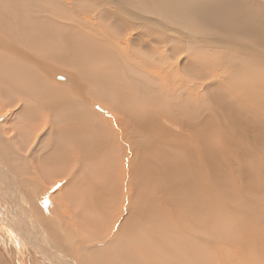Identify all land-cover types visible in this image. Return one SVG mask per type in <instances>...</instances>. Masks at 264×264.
Here are the masks:
<instances>
[{
	"label": "bare ground",
	"instance_id": "1",
	"mask_svg": "<svg viewBox=\"0 0 264 264\" xmlns=\"http://www.w3.org/2000/svg\"><path fill=\"white\" fill-rule=\"evenodd\" d=\"M214 1L217 0H118L117 3L124 7L119 4L115 5L117 8L119 7L121 10L120 12H124V14L126 12L124 10L132 8L135 12L137 11V13L142 12L145 15L150 14L155 17L158 15L161 17V20L167 22L179 23L183 20L186 24L193 25L192 23H195L194 25L203 27L204 24L217 26L222 24V22L216 20L223 19L222 17L226 13L218 14L213 18H207L206 16H202V14L198 16L199 8L202 11V8H205L206 5L210 6L211 2ZM225 2L226 1H224V3ZM200 3L202 4V8L200 7ZM194 4L198 6V9L194 7ZM85 5L87 6V3ZM63 7L65 6L59 0H0V26L6 28L7 33L14 39L15 43V45H12L6 38L0 35V104L1 106H17L19 110L18 116L21 117V121L28 122L30 120L34 121V124L41 121L44 124L43 132H46L48 140L44 156L43 158L41 157L42 163H44L45 166L44 169L37 158L33 159L35 154L32 151L31 157L27 155L32 167V174L29 175H35L36 178L40 180L42 192L46 188L45 185L47 183L50 182L51 185L52 178L60 177L63 179L64 175L59 171L71 163V160L68 161L69 154H76V158L75 160L73 159L72 162H74L73 164L75 167L79 166L78 169L80 171L85 170L86 174L91 171L97 173V170L101 168L102 171L104 169L105 172V168H108V165H92L98 159L97 157L103 159V161H109L110 159L109 156H106L109 151L107 145H109L108 140H110V138L107 136L105 137L104 134L101 133L103 127L107 129L104 121L97 117L98 114L96 112L90 111V109L83 104H79L78 107L65 104L68 100V96L74 91L79 92L81 86L72 83L63 92L61 90L59 91V89H55V86L54 88L50 87L49 85H51L50 83L52 82L49 76L54 73V68L44 65L42 62L43 60H35L29 53L21 52L23 49L39 56V58L42 57L54 63L73 66L83 75L84 73L82 72L84 69L82 68V61L85 63V65H83L85 69L87 67L91 69L96 65L97 67L100 66V63L95 64L98 62V59H95L97 61L94 60L95 56L89 57L91 53H95L97 49L93 50L90 46L91 44L89 45L85 41H79L77 32L81 30L76 32L78 24H76L75 19L66 13L68 9L66 8L65 11ZM224 7L225 5L222 9H224ZM89 8L91 11V7ZM94 8H96V5ZM91 12H93V10ZM60 13L61 16L58 17ZM236 13L234 14L236 15ZM128 14L129 13L126 15ZM69 16L70 18H68ZM96 16L97 20L101 21L102 16ZM255 16L254 10L247 7V10H244V12H242V10L240 11L237 18L240 17V21L242 22L246 17L255 20ZM251 22V25L246 23L249 29H243L241 33L238 31L235 32L242 35L245 34L250 30L253 20ZM75 24L77 25L76 27ZM89 39L88 37V40ZM240 39L243 41L242 38ZM91 40L93 39L91 38L90 41ZM175 46L177 45L175 44ZM205 46L206 45H204L203 48L201 45L200 48L195 46L196 51L194 52V56L189 54L188 50H185L187 54L185 56L192 58L194 61V57H201V55L205 56L207 62L209 60V62L219 67L225 73V76L223 75L224 79H220L221 84L222 82H227L228 84H224L230 87L227 86V90H223L221 94L217 92V96H214L213 92L207 90L206 87L204 91L203 89L201 90L203 91L202 97L204 96L205 101L208 102L207 106H205L206 114L203 116V120H194L190 116H193L191 110L197 104L199 106L203 103L202 101H204V99L197 103H193L191 100L188 102H185L186 100L181 101L180 97L174 94L175 91L172 90V93L167 94L164 105L169 107L171 112L177 111L178 114L181 113L185 116L178 115V117H176L171 112H165L166 116L160 118L164 119L169 126V123L172 124L171 126L179 124L182 135L179 136L178 133V135H168L169 130H164L156 120L155 126L158 127V137L156 136L157 143L151 141L153 146L150 147V150H156V174L153 177L154 182L157 180V184L154 183L156 196L160 199L171 198L179 200L178 202L180 205L175 204L180 216L178 219V226L173 225L162 217H155V221L152 222L149 220L152 218L150 216L151 214L148 216H140L137 213V211L141 214L144 213V203L141 202L140 176L131 166L126 167L128 164L131 165L133 161L132 153L127 151V153L131 155L129 163H125L123 167L121 165V173L128 176L123 178L124 181L126 180V188L124 181H122L120 186L118 184V186L121 187V191H127V187L129 190L135 187L137 191H140H138L136 195L131 192L128 193V198L131 195L132 201H129V208H127V219H124L123 226L120 227L121 239L117 237L119 240L115 239V245L112 244L113 246L106 247V253L104 248L93 249L92 252L89 253V256H92L93 264H238L235 263L238 262V259L239 264H264V62H261L259 58L257 59L258 61L253 60L255 57L250 54H244V50L239 49L238 51H240L242 55L238 56L233 51L234 48L224 49L218 46L217 48L211 46L210 49H212V51L209 52L205 51ZM173 50H176L175 54L172 53L174 57L180 56L179 54L183 55L184 48H181L180 52H178L176 48H173ZM202 52L205 53V55L199 54ZM214 52L220 53L218 62H214L210 58V55H213ZM18 55L23 56V58ZM87 59H91V61L87 62ZM181 62V64L184 63L183 61ZM198 64L204 65V61H202V63L198 62ZM171 66L172 64L167 66L169 70ZM173 67L176 69L180 68L178 65H173ZM181 67L183 69H192L196 67V65L190 61L183 64ZM108 68L113 70L111 67ZM174 71L173 69V72ZM94 72L95 75L98 74L96 69ZM87 73H89L88 70ZM87 73L83 77H86ZM54 74H52V79L54 76V79L60 81L66 80L61 74L57 72L55 75ZM173 75L176 77L177 73H173ZM203 75L206 79L208 78V81L212 79L211 76L208 77L204 71ZM94 80H88V82L91 83L89 85V91L93 94H97L96 92H98L101 94V97L102 95H108V91H104L103 89L97 90L98 88L95 90L94 87H90L92 84L97 86V80H95L96 82H94ZM177 80L181 82V84L185 83L183 76H180ZM44 81L49 82L48 86ZM144 85H146L145 82ZM123 88L110 90L111 93L109 94L115 98V93H121L122 101L118 106L122 108L121 110L125 115V119H122L120 124L128 132L137 134L139 128L142 129V126L140 127L139 125L140 121L137 119L139 116V108L131 109L127 107L124 102L127 95H125L126 97L124 96ZM163 89L162 87L161 91ZM161 91L156 93L158 98ZM176 93H178V91ZM97 95L101 98L99 94ZM17 101H20V104L17 105ZM125 106L127 108H125ZM117 110H119V108L115 107L116 112ZM188 114H190V116H188ZM40 115L45 118L44 122ZM37 117L40 119H37ZM197 118L199 117H196V119ZM151 123L153 124V121ZM24 128L26 129V126H24ZM35 128L37 130V127ZM201 128L202 130H200ZM1 132L4 133L3 136H6L7 144L16 147L17 154L23 152L24 149L21 147L26 146V144L17 145V141L21 139L20 136L22 133L19 134L16 139V135L14 134L7 137L4 130ZM150 132H152V130L147 133L152 135L154 131L152 133ZM164 133L165 135L167 133L169 142L180 141L179 145L175 146L174 143L173 145L169 144V146H166V137ZM98 136L102 137L103 141L99 142L97 140ZM28 139L30 140V137ZM23 140L24 139H22V142L25 141ZM29 143L30 142H28V146H30ZM17 154L16 156L13 155L8 160L11 159L13 162L12 164L15 165V167L17 166L18 169L20 168L24 174L25 171L29 170L30 166H27V164L20 166L23 157L20 159ZM102 154H104V158L101 156ZM135 156L136 158L141 156L140 152H136ZM16 157L18 160H16ZM229 159L232 162L229 161ZM16 162L20 163L16 165ZM61 164H63V166ZM13 165H11L12 168ZM40 166L42 168H40ZM87 166H89V168ZM15 167L13 169H15ZM203 167L205 168L204 171L201 170L198 173L192 171L193 169L199 170ZM47 169L52 170L54 173L49 175ZM18 174L20 175L21 173L19 172L17 175ZM106 177L108 178H105V180L109 179V176L106 175ZM200 177L204 181L207 180L210 182V186L214 185L213 187H215V190L207 184L201 183L200 185L198 183ZM93 179L95 178L93 177ZM109 182L112 181L110 180ZM229 182H233L237 185L232 191L233 195L228 190L227 184ZM231 187L232 186H230V188ZM29 188L31 190V198H35L36 196L33 194L34 186L31 185ZM83 190L86 191L87 189ZM15 192L16 191H14V193ZM17 194L16 192V196L18 197ZM17 199L18 198L15 199V203L19 202V199ZM204 199L207 201H214L212 205L217 209L216 211L214 208L216 215H213L214 218L212 216L211 220L208 218L206 208L202 207L205 203L203 201ZM122 201L125 202L127 200L122 198ZM156 201L157 199H152L148 206L156 204ZM202 203L203 205L201 206ZM188 204H191L192 208ZM134 205H136V207H133ZM37 206L42 207L44 209L43 211L46 213L52 210V208L49 209L43 203L39 202V200H37ZM78 207H80V205ZM20 218L21 217H19V220L21 221L22 218ZM12 223L14 224V222ZM15 224L16 236L8 235V244L11 245L12 243L16 246V249L18 247L20 248L19 253L17 250L13 251L19 254L17 258H19V261L23 264H77L61 252L55 245L49 244L50 241L44 240L39 233V236L36 235L38 237H31L28 234L22 235L20 232L24 228L17 231L16 229L19 227V224L17 221ZM22 224L23 221L20 225ZM2 225H4V223ZM54 227L58 228L56 226ZM224 242L238 244V247L241 248L239 249L240 254H238V259H233L234 261H232L231 257L223 255L224 253L217 252V249L221 247L217 245ZM216 246L218 248H216ZM146 247H150V249ZM82 249L88 253L87 247H83ZM68 252H70L69 249ZM28 253L30 256L29 263H27L28 260L26 261L27 257H29L27 255ZM0 256L3 255L0 253ZM43 257L46 259H42ZM83 259H87V254H84Z\"/></svg>",
	"mask_w": 264,
	"mask_h": 264
},
{
	"label": "rangeland",
	"instance_id": "2",
	"mask_svg": "<svg viewBox=\"0 0 264 264\" xmlns=\"http://www.w3.org/2000/svg\"><path fill=\"white\" fill-rule=\"evenodd\" d=\"M59 1L62 2V4L65 6L63 7L65 11L66 8L68 9L66 13L69 14L73 19H75L76 24H78L77 28L79 29L76 28V32L81 30L80 32H77L79 41H85L89 45L91 44L90 46L93 50L97 49L95 53H91L89 57L91 58L92 56H95L94 60L98 59V62L95 64L100 63L99 65L101 67H97V65L93 66L91 69L87 67L86 69L89 72L87 73V70L83 66L85 65V63L82 61V68L84 69L82 73H84V75H86L87 73V76L83 77L84 75L81 74V72L75 69L73 66L56 62L54 63L51 60H46L42 57L39 58V56H36L31 52H27L23 49L21 50L19 47L17 48H19L23 53H29L37 61H39V59L40 61L43 60L42 62L44 63V65L51 66L54 68L52 69L54 70L53 72L55 74L57 72L58 74H61V76H64L66 78V80L60 81L54 79L53 76L52 79V74H54L52 73L49 76V79L52 82L50 83L51 85H49L50 87L54 88L55 86V89H59V91L61 90L63 92L72 83H76L77 85L81 86V90L79 92L74 91L70 96H68V100L65 102V104L73 105L76 107H78L79 104H83L85 107L90 109V111L96 112L98 114L97 117L100 120L104 121L107 129L103 127L101 133H103L105 137L107 136L110 138V140H108L109 145H107L109 147V151L107 152L108 154H106V156H109L110 162L108 160L103 161V159L97 157L98 159L92 165H108V168H105V172L104 169L102 171V168L100 167L101 169H98L97 173L91 171L86 174L85 170L80 171L78 169L79 166H74V162H72V160H75L76 154H69L70 156L68 158V161L71 160V163L69 165H66L64 169L62 168L59 171L60 173L62 172V174L64 175L63 179H61L60 177L52 178L51 185L50 182L47 183L45 185L46 188L42 192L40 180H38L34 174L33 175L35 177L29 175L32 174V167L28 158L32 156L33 152L35 154L33 159L37 158L40 165L44 169L45 166L44 163H42L41 157L43 158L44 156L45 147L48 141L46 132H43L44 124L41 121H39L40 124L39 122L34 124L35 122L30 120L28 122L21 121V117L18 116L19 110L17 106H1L0 104V115H2L0 116V225L2 226V228L0 226V253L3 255L0 256L1 264H23L19 261V258H17L19 256L18 253L20 252V248L18 247L16 249V246L13 245L10 240L9 242L11 243V245L8 244V235H13L14 237L16 236L14 227V225H16V221L18 222L20 227L16 229L17 231H20L24 228L20 232L22 235L28 234L31 237H38L40 234L44 238V240H47L48 242L50 241L49 244H53V246L55 245L61 252H63L77 264H93L92 256H89V253L92 252L93 249L104 248L106 253V247L108 248L110 246H113L112 244L115 245V239H121L120 227L123 226L122 224L124 223V219L128 215L127 208H129V201H132V196L130 195L128 198V193L131 192L132 194L136 195L138 194V191H140H137L135 187L132 190H129L127 187V191H121V187H119L122 181H124L123 178L127 176L121 173V165L123 167L125 163H129V160L131 158V155L128 154L127 151L129 153H132L133 161L131 165L128 164L126 165V167L131 166L134 171L137 172L140 176L141 202L144 203V213L141 214L138 211L137 213L140 216H148L151 214L150 216L152 218L149 220H151L152 222L155 221V217H162L164 219H167L173 225L178 226L177 224L179 223L178 219L180 216L175 204L180 205L178 202L179 200L171 198L160 199L156 196V189L154 183L157 184V180H155L154 182L153 178L156 174V150H150V147L153 146L151 141H155L157 143L156 136L158 137V127L155 126L156 122L158 121V123L160 124V126H162L164 130H169L168 135L179 134V136H181L182 131L181 129H179V124H177L176 126H171L172 124L169 123V126L167 125L168 123H166L164 119L160 118L166 116L165 112H171L170 108L164 105V101L167 99V94L172 93L173 90L175 91L174 94L178 95L181 101L186 100L185 102L191 100V102L193 101V103H197L200 100L204 99V101H202L203 103L200 102L201 104L199 106L197 104L191 110L193 116H190V114H188V116L192 117V119L194 120H203V116H205L206 114L205 106H207L208 103L205 101V97H202L204 88L206 87L207 90L213 92L214 96H217L218 93L221 94L223 90H227L226 87L228 86L225 85L228 84L227 82H224L225 84L223 82L221 84L220 82V79H224L225 73L219 67L214 66L211 62H209V60L208 63L206 57L201 55H205V53H199L201 57H194V61L192 60V58L185 56L187 55L185 53V50H188V53L194 56V52L196 51L195 46H197V48H200L201 45V47L203 48V46L206 45L205 51L209 52L212 51V49H210L211 46L216 48L218 46L224 49L234 48L233 51L238 56L242 55L241 52L238 51L240 49L244 50V54H250L251 56L253 55L255 57L253 58V60L258 61L257 59L259 58L261 62H264V0H222L223 2L221 0H217L211 2L210 6L206 5L205 8L209 7L207 9L202 8V4L200 3L202 11L200 10V8L198 9V6L194 4L195 6H193L199 11L198 16L202 14V16H206L207 18H213L218 14H227L222 17L223 19L216 20L222 22V24H220L219 26L212 24H204L203 27L199 25H194L195 23H192L193 25L186 24L183 22V20L179 23L167 22L165 20H161V17L158 15H156L155 17L150 14L145 15L142 12L137 13V11L135 12V10L132 8L124 10L126 11L124 14V12L121 13L119 7L117 8V6L115 5L119 4L117 3L118 0H82L84 5L81 0ZM224 1L226 2L224 3ZM85 2L87 3V6L85 5ZM95 5L96 8H94ZM224 5V9H222ZM89 7H91V11L93 10V12L90 11ZM247 7L253 9L254 14L256 16L254 17L255 20L252 19L253 24L250 27V30H248V32L242 35L239 33H241L243 29H249L246 23H248L249 25L250 23H252V20L250 17H246L243 20L244 22H241V18H237V15H239L241 10L242 12H244V10H247ZM127 13L129 14L126 15ZM234 13H236V15ZM208 14L212 16H209ZM96 15L102 16L101 21L97 20ZM59 16H61V13L58 15V17ZM70 16L68 18H70ZM76 24L75 27L77 26ZM79 25L81 26V29ZM235 31H238L239 33ZM0 35L6 38V40L12 45H15L14 39L10 37V35L7 33L6 28L0 26ZM88 37L90 39L92 38L93 40H88ZM240 38H242L243 41ZM175 44L177 46H175ZM173 48H176L178 52L181 51V48H184L183 55L179 54L180 56L174 57L173 54L176 53V50H173ZM219 54L220 53L218 52H214L213 55H210L211 60L214 62H218V57L220 56ZM18 56L23 58V56ZM90 61L91 59H87V62ZM181 61L184 62L183 64L192 61V63H194L196 67H193L192 69H183L181 67L183 65L181 64ZM202 61H204V65L198 64V62L202 63ZM171 64L172 66L169 70L167 66ZM173 65H178L180 68L176 69L175 67H173ZM108 67H111L113 70H110ZM172 68L175 70L174 72ZM95 69L98 71L99 75H95ZM203 71L208 77L211 76L212 79H209L208 81V78L206 79L203 75ZM173 73H177L176 77L173 75ZM180 76H183L185 80L184 84H181V82L177 80V78H179ZM91 79L92 81L94 79L97 80V82L94 80L97 86H94L92 84V86L90 87H94L95 90L96 88H98L97 90L103 89L104 91H108L109 96L106 94L107 97L106 95H102L101 97V94L96 92L100 95L101 98H99L97 94H93L92 92H90L89 85L91 83H89L88 80L90 81ZM45 81L44 83L48 86L49 82ZM144 82L146 85H144ZM162 87L164 89L161 91ZM117 88H123L124 96L127 95V97L125 96L126 99L124 102L126 103L128 108H139V116L137 119L140 121L139 125L140 127L142 126V129L139 128V132L137 134L128 132L120 124V121L122 119H125V115L121 110L122 108L118 106L119 103H121L122 101L121 93H115V98H113V96L109 94L111 93L110 90L112 91ZM202 89L203 91H201ZM176 90L178 91V93H176ZM160 91L161 93L158 98V95L156 96V93H159ZM16 104H20V101H17ZM115 107L119 108L117 112L115 111ZM127 107L125 106V108ZM171 113L176 117H178V115L185 116L181 113L178 114L177 111H172ZM17 116L19 119L17 118ZM40 116L42 119V115ZM196 117L199 118L196 119ZM38 118L39 117H37V119ZM44 119L45 118L42 119L43 122ZM152 121L154 125L151 123ZM173 124L175 125L174 121ZM24 126H26V129L24 128ZM35 127H37V130ZM1 128H4L3 130L7 134V137L14 134L16 135L17 139L19 134L22 133L20 136L21 139H18L17 141V145L26 144V146L24 147L20 146L24 149L23 152L17 154L16 147L7 144L6 136H3L4 133L1 132L3 131ZM151 130L152 132L154 131L153 133L150 132L152 133V135L147 133ZM200 130H202V128ZM168 135L167 133L166 135L164 133V136L166 137L165 145L169 146V144L173 145L175 143V146H178L180 141H172L171 143L169 142V138L167 137ZM29 137L30 140L28 139ZM22 139H24L25 141L23 140L24 142H22ZM97 140L99 142L103 141L102 137L100 136H98ZM27 141L32 144L31 145L29 143L31 147L28 146ZM136 152H140L141 156H138V158H136ZM16 154L19 155L20 159H22L23 157V161L21 162L20 166H22L23 164H27V166H30L29 170H27L28 173L27 171H25V173L23 174L20 168L18 169L17 166L15 167V165L12 164L13 162L11 161V159L8 160L13 155L16 156ZM27 155L29 156L28 158ZM101 156L103 158L105 157L104 154H102ZM16 160H18V158ZM229 161L231 160L229 159ZM17 163L20 162H16V165H18ZM11 165H13V168L15 167V169H13ZM61 165L63 166V164ZM41 166L40 168H42ZM87 167L89 168V166ZM201 170L204 171L205 168L203 167L199 170L193 169L192 171L198 173ZM19 172L21 174L17 175V173ZM47 172L49 175H52L54 173L50 169H47ZM106 175L109 176V179L107 180H105V178H108L106 177ZM112 176L114 180L112 179ZM93 177L95 179H93ZM108 180H111L112 182H109ZM200 181H197L200 185L201 183L207 184L209 186L211 184L207 180H205V182L203 179H201V177ZM124 182L126 188V180ZM31 185L34 186L33 194L34 196H36L35 198H31V190L29 188V186ZM213 186L214 185H211L210 187L215 190V187ZM227 186L228 190L233 195L232 191L237 187V185L233 182H229ZM230 186L234 188L231 187V190ZM83 189H87L88 193L87 190L84 191ZM14 191L18 193V197L16 196V192L14 193ZM16 198L19 199L17 200L20 203H15ZM122 198L127 201H122ZM154 198L155 200L157 199L156 204L148 206L149 203H151V200ZM36 199L39 200V202L43 203L49 209L52 208V210L49 213L44 212V209L42 207L37 206ZM203 201L205 203L203 202L204 205L202 203L201 206L203 205L202 207L206 208L208 212V218L211 220L212 216L216 215L217 211L216 207L212 205L214 201L210 200V202L205 199ZM79 205L80 207H78ZM188 205L192 208L191 204ZM133 207H136V205H134ZM214 208L216 209V211ZM16 212H18L19 214ZM18 216L22 218H20L21 221L19 220ZM22 221L24 225H20ZM58 221L60 225L58 224ZM12 222H14V224ZM3 223L4 225H2ZM54 226L58 228H55ZM25 230H30V233ZM117 237L120 238L117 239ZM219 245L221 247H219ZM217 246V252H221L222 254L224 253L223 255L231 257L232 261H234L233 259H238V254H240L239 249L241 248L238 247L237 243L224 242L222 244H218ZM81 247H87L88 253H86ZM146 248L150 249V247ZM68 249L70 252H68ZM13 250H17L18 253ZM84 254H87V259H83ZM27 255L29 256V253ZM42 259L46 258L43 257ZM27 260V263H29L30 256L27 257L26 261ZM235 263L239 264V259L238 262Z\"/></svg>",
	"mask_w": 264,
	"mask_h": 264
}]
</instances>
